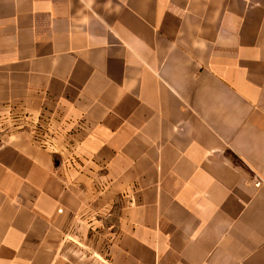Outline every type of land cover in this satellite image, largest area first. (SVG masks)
<instances>
[{
	"label": "crops",
	"instance_id": "obj_1",
	"mask_svg": "<svg viewBox=\"0 0 264 264\" xmlns=\"http://www.w3.org/2000/svg\"><path fill=\"white\" fill-rule=\"evenodd\" d=\"M0 264H264V0H0Z\"/></svg>",
	"mask_w": 264,
	"mask_h": 264
},
{
	"label": "built area",
	"instance_id": "obj_2",
	"mask_svg": "<svg viewBox=\"0 0 264 264\" xmlns=\"http://www.w3.org/2000/svg\"><path fill=\"white\" fill-rule=\"evenodd\" d=\"M43 143H44L45 145H48L45 141H43ZM255 184H256L257 186H260V185L262 184V181L257 177Z\"/></svg>",
	"mask_w": 264,
	"mask_h": 264
}]
</instances>
